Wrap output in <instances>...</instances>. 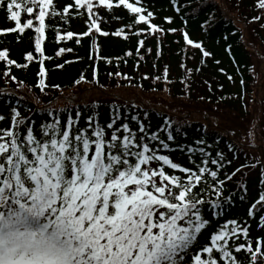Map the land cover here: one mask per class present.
I'll list each match as a JSON object with an SVG mask.
<instances>
[{
	"label": "snow or ice",
	"instance_id": "obj_1",
	"mask_svg": "<svg viewBox=\"0 0 264 264\" xmlns=\"http://www.w3.org/2000/svg\"><path fill=\"white\" fill-rule=\"evenodd\" d=\"M240 2L237 0V9ZM120 5L134 14L127 27L146 26L138 28L136 35L180 31L153 23L154 12L141 0L135 3L118 0L116 6ZM113 6V0H74V5L65 6L62 14L73 8L85 10L88 30L82 35L88 37L95 29L107 37L109 33L102 32L98 18H94V8L111 10ZM0 8L14 25L0 28V35L23 34L26 29H34L35 52L43 57L38 72V87L43 92L48 87L44 60L51 58L43 56L42 44L46 17L57 15L53 0H0ZM253 8L259 14L252 21L264 19V0H254ZM22 13L31 17L25 23H21ZM76 14L83 16L84 12ZM62 18L66 17L62 15ZM164 19L172 23V17ZM73 35L71 31L66 33L68 39ZM114 35L127 38L123 28ZM56 39L60 41L64 36L57 33ZM182 39L202 54V64L203 58L213 56L201 42L192 40L187 31L182 32ZM138 43L137 53L144 40ZM64 51L60 48L56 55ZM96 52L89 59H101L98 45ZM126 55L131 56L132 52ZM25 59L32 62L33 53L27 52ZM0 61L9 66L3 75L13 81L17 77L10 75L11 66L28 67V63L19 64L10 59L6 48L0 50ZM215 64L218 66L220 61ZM56 67L63 68L64 64ZM163 78L167 81V67ZM227 79L231 81L233 77ZM84 80L81 74L75 83ZM240 83L243 85L244 81ZM208 87L211 91L210 84ZM97 116L98 113L87 116L81 126L79 111L75 118L68 115L63 123L57 112L51 122L37 127L35 121L21 116L17 107H12L7 115L0 114V122L10 120L9 127L0 128V264H245V260L238 259L242 253L246 254L247 264H264V236L250 238L251 224L247 219L226 220L218 224L207 243L201 245L199 239L221 215L220 211L209 209H222L223 203L234 199L231 195L224 196L226 182H231L237 173L242 174L243 169L256 165L242 163L230 174L224 173L221 179L225 163L231 165L235 157L228 159L217 152L216 158H212L204 147L189 146L192 167H186L162 154L170 148L168 141L176 139L173 131L168 130L170 121L165 123L167 135L161 138L157 132L150 133L137 116L131 117L136 121L133 130L129 122L121 120L117 109H113L106 124H101ZM248 135L252 137L253 133ZM197 152L199 163L193 159ZM153 163L157 167H152ZM257 163L262 165L259 174L264 177V160L258 159ZM209 164L216 166L215 170ZM260 183L264 184V179ZM243 191L247 192L246 185ZM206 193L209 198H205ZM213 194L215 200L210 198ZM246 215L256 217V226L264 233V190L250 203Z\"/></svg>",
	"mask_w": 264,
	"mask_h": 264
},
{
	"label": "trees",
	"instance_id": "obj_2",
	"mask_svg": "<svg viewBox=\"0 0 264 264\" xmlns=\"http://www.w3.org/2000/svg\"><path fill=\"white\" fill-rule=\"evenodd\" d=\"M129 2L135 3V0ZM141 2L154 12L153 23L180 31L164 35L156 33L155 36L148 32L136 35L138 28L146 26L141 24L127 27L134 14L122 5L117 7L118 0H113L111 10L94 8V18H98L101 31H107L109 35L105 37L93 29L85 37L82 33L88 30L86 21L89 19L86 11L73 8L69 9V13L62 14L65 6L74 5V0H53L57 15L46 17L45 39L42 44L43 56L51 58L44 60L47 71L45 82L48 87L43 92L38 87L39 61L43 57L35 52L34 29H26L23 34L0 35V50L8 49L9 58L19 64L28 63L27 68L11 66L10 75L17 77L13 81L3 75L9 66L0 61V114L7 115L12 107H17L21 116L29 117L38 127L41 123L51 122L57 112L63 123L68 115L75 118L79 111L80 124L84 126L86 117L95 113H98V121L106 124L113 109H117L121 120L129 122L133 130L136 128V121H132L131 117L137 116L140 122L148 126L150 133L157 132L161 138L167 135L168 130L173 131L176 139L168 141L170 148L163 150L162 154H168L182 166L192 167L188 159L189 146L204 147L212 158H216L217 152L223 153L228 159L235 157L231 165L225 163L221 179L224 178V173L230 174L242 163L256 165L255 168L243 169L242 174L237 173L231 182H226L224 196L231 195L234 199L223 203L222 209H209L211 212L220 211L221 215L213 220L212 226L199 239L201 245L207 243L218 224L229 219H237L238 222L247 219L251 224L252 239L264 236L256 226L257 218L246 215L250 203L264 190V184L260 183L264 177L259 174L262 165L257 163L258 159L264 160V146L257 142L252 148L257 154L254 156L249 152V146L241 144L228 129L219 124L218 116V110L241 118L250 115L254 86H258L259 90L264 89V27H261L264 19L252 21V17L259 14V10L253 8L254 0H241L239 9L235 6L237 0ZM77 11L84 12V15H77ZM61 14L66 18H62ZM164 17H172V23L169 24ZM29 18L31 17L22 13L21 23ZM33 22L38 24L35 20ZM12 26L14 25L6 19L5 11L0 8V28ZM121 28L127 38L124 35H114ZM69 31L74 33L71 39L66 36ZM183 31H187L192 40L201 42L206 50L213 53L212 57L203 58L204 64L201 63L202 54L183 41ZM57 33L64 36V39L57 41ZM78 39L79 44L76 43ZM140 40H144V46L137 53ZM97 45L98 55L102 58L89 59L90 56L97 55ZM60 48L65 51L57 56ZM27 52L33 53L32 62L25 59ZM128 52H132V55H126ZM215 61H220V64L217 66ZM57 64H64V67L57 68ZM166 67L167 81L163 78ZM220 68L224 72H220ZM186 69L192 71L188 72ZM116 73L120 75H115ZM81 74L85 80L76 84L75 81ZM228 76L233 79L228 80ZM241 80L244 81L243 85ZM52 85H59V88ZM145 112L147 116L144 115ZM168 121L171 122V129L164 130ZM257 124L258 129L259 126H264V104ZM9 126L10 120L0 122V128ZM259 136L263 139V131L258 134V141L261 140ZM198 140L205 143L198 145ZM193 159L199 163L198 152ZM152 167H157V164L153 163ZM209 167L215 170L216 166L209 164ZM165 171L171 174L167 167ZM176 174L180 175L178 172ZM208 180L211 181V177ZM244 185L247 186V192L243 191ZM241 197L245 198L242 200ZM205 198H209L207 193ZM210 198L216 199L214 194ZM243 239L241 236V241ZM238 259L245 260L247 264L246 254H238Z\"/></svg>",
	"mask_w": 264,
	"mask_h": 264
},
{
	"label": "rangeland",
	"instance_id": "obj_3",
	"mask_svg": "<svg viewBox=\"0 0 264 264\" xmlns=\"http://www.w3.org/2000/svg\"><path fill=\"white\" fill-rule=\"evenodd\" d=\"M254 99L250 110V115L246 117H235L233 114H229L228 112L218 110L219 116V124L224 126L225 129H228L230 133H232L238 141L245 145L249 146V152L252 153L254 156L255 149H252L256 146L257 142L263 144L264 146V136H259L261 138L260 141L257 137L259 133L264 135V126H259L257 124V119L261 115V110L264 104V89L261 88L259 90L258 86H254ZM263 128V129H262ZM253 133L252 137H249L248 133ZM257 151V150H256Z\"/></svg>",
	"mask_w": 264,
	"mask_h": 264
}]
</instances>
